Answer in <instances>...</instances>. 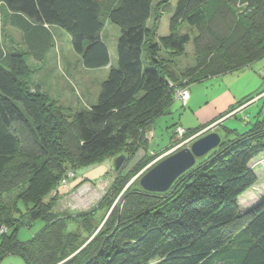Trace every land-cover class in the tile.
I'll return each mask as SVG.
<instances>
[{"label":"trees","instance_id":"trees-1","mask_svg":"<svg viewBox=\"0 0 264 264\" xmlns=\"http://www.w3.org/2000/svg\"><path fill=\"white\" fill-rule=\"evenodd\" d=\"M170 13L169 34L161 36V20ZM0 23L22 36L21 47L14 41L9 46L13 53L0 46V230L7 229L0 235V261L17 255L26 264H264V196L245 211L239 205L258 182L250 164L264 154L261 111L244 133L224 127L235 138L221 139L197 158L166 193L127 185L174 144L114 174L91 214L56 212V195L47 202L69 172L75 176L80 167L120 154L130 163L141 148L146 151V131L171 113L177 90H188L186 105L179 100L186 108L192 86L264 58V0H178L174 9L171 0H0ZM107 24L120 31L117 68L102 35ZM54 27L69 33L85 68L110 66L98 102L75 113L31 81L39 70L28 61L46 62L59 37ZM190 43L194 65L175 70ZM218 119L185 130L183 137ZM15 191V200L6 202ZM104 208L111 212L96 231L93 218ZM37 221L41 230L20 241V228Z\"/></svg>","mask_w":264,"mask_h":264},{"label":"rangeland","instance_id":"rangeland-1","mask_svg":"<svg viewBox=\"0 0 264 264\" xmlns=\"http://www.w3.org/2000/svg\"><path fill=\"white\" fill-rule=\"evenodd\" d=\"M159 1L160 0H155V3ZM176 3L177 0H171L173 8L176 6ZM171 16V13L164 15L160 23L159 35L166 36L169 34ZM5 27L6 28L0 23V46L4 45L10 53H13V49L9 46H11L12 41L20 42L21 35L16 30H13L10 25ZM51 31L53 33L57 32L54 29H51ZM186 31L187 28L183 30V32ZM61 34L62 36L54 37L53 48L44 64H38L32 59L28 61L31 67H37L39 70V72L32 77L31 81L34 85L39 86L41 91L46 92L51 99L64 107L67 112L75 113L89 108L98 102L101 85L109 76L110 66L101 69L85 68L80 55H78L72 47L69 33L61 30ZM119 34L120 31L118 27L112 24H107L102 34L109 49L111 65L115 68L118 67L116 43ZM193 48V44L190 43L187 45V55L176 61L174 64L175 70H184L194 65L195 60L194 55H192L194 52ZM262 74H264V58L253 63L246 69L233 74H227L222 79L219 78L211 82L194 85V90L191 89V93H193L194 96H198L200 101H207V99H210L211 103L208 106H198L194 109L188 108L189 117L187 120L193 119L196 122L195 127L198 128L206 125L207 122L213 119V117L211 118V111L213 109H222L226 107L224 110V113H226V111L230 110L237 102L254 97L258 93L263 92L264 78ZM260 96L263 100H261L257 109L253 106L250 110L240 114L237 118L233 117L227 120L223 123L222 127L236 130L237 133L248 131L250 125L256 121V115L264 108V93ZM215 100H217V103ZM185 110L186 108L182 107L181 102L175 100L171 113L156 120L155 124L146 131V138L149 140L147 150L145 151L141 148L130 163L126 161L122 169L123 171L121 170L123 173L129 172L141 159L151 158L157 155L155 154L156 152H162L171 144H174V146L162 156L160 155L152 159L141 172L131 179L127 187L133 184L132 186H134V188H139L142 176L166 158L169 153H175L190 147L198 140L197 138L200 136L199 133L190 138L182 137L179 139V137L176 136L173 140L172 136L174 129L179 124L186 126V120L183 119L182 122V116L186 113ZM218 115H220V112L217 116ZM247 116H252V118L246 121L245 117ZM178 128L185 130L180 126ZM208 132L204 133V136L205 134L207 135ZM219 133L222 139L235 138L234 134L228 136L223 128H219ZM111 165V160H105L93 166L78 168L75 176H73L74 174L72 171L69 172L68 182L64 183V186L60 185L59 191L54 192L47 199V202L56 195L58 199L55 207L56 212L74 216L85 213L91 214L94 210L99 208L100 202L104 199L113 185L114 172ZM250 166L257 175L258 182L252 189L240 197L239 205L241 211H245L258 204L264 196V154L253 160ZM82 181H84V183L81 184L80 188L73 192L71 188ZM17 194L18 191H15L11 196L6 195L4 200L11 203L15 200ZM21 206L23 207V204H21ZM110 212L111 210L109 211L105 208L102 210L100 209L99 213L93 218L92 224L97 228L96 231L103 226ZM42 227V221L34 222L30 227L23 226L19 230L18 239L23 242L31 240ZM1 240L0 238V244ZM0 264L26 263L20 256L8 255L0 261Z\"/></svg>","mask_w":264,"mask_h":264},{"label":"water","instance_id":"water-1","mask_svg":"<svg viewBox=\"0 0 264 264\" xmlns=\"http://www.w3.org/2000/svg\"><path fill=\"white\" fill-rule=\"evenodd\" d=\"M220 144L221 136L217 132H212L196 140L190 147L169 153L142 176L141 188L150 193L168 192L179 177L196 165L197 158L205 156ZM111 161L112 170L117 175L123 169L127 157L125 154H120Z\"/></svg>","mask_w":264,"mask_h":264},{"label":"crops","instance_id":"crops-1","mask_svg":"<svg viewBox=\"0 0 264 264\" xmlns=\"http://www.w3.org/2000/svg\"><path fill=\"white\" fill-rule=\"evenodd\" d=\"M178 1V0H177ZM177 4V3H176ZM173 6V5H172ZM175 8V7H174ZM173 8V9H174ZM172 14V13H171ZM10 25V24H9ZM11 27H12V25H10ZM13 28V27H12ZM52 28V27H51ZM54 30H56L57 31V34L59 35V36H62V34H61V30H59V29H57V28H53ZM13 30H16V29H14L13 28ZM55 35H56V33H54ZM20 35H21V33H20ZM19 43V47H21V44H22V36H21V41L20 42H18ZM191 89H193V86L189 89V91H190V99H189V102H188V106L186 107V110H185V114L182 116V122H183V119H185L186 120V126H184L183 124L181 125V124H179L178 126H180V127H183L185 130H188V129H193V128H196L195 127V121L192 119V120H187L188 119V117H189V111H188V108H191V109H194V108H197L198 106H203V105H205V106H208V105H210V103H211V100L210 99H207V101H200L199 99H198V96H194L193 95V93H191ZM194 90V89H193ZM263 97V96H262ZM261 100H263V98L261 99V96H258V97H256L253 101H251V102H249V103H247V104H245V105H242V106H237L236 107V109L233 111V112H231L230 114H228L227 116H225V117H223V118H219V116L221 115V114H223L224 113V110L226 109V107L225 108H222V109H218V108H215V109H213L212 111H211V113H212V115H211V118L213 117V119L210 121V122H207L206 124H209V123H211V122H213L214 120H216V119H218L215 123H213V124H211V125H209L207 128H205L204 130H202L200 133H199V135H204V133H206V132H208V133H211V132H217L219 135H220V133H219V128H224V127H222V125H223V123H225L227 120H230L231 118H233V117H235V118H237L238 116H240V114H242V113H245V112H247L248 110H250L253 106H255L256 107V109H257V107L259 106V104H260V102H261ZM215 102L217 103V100H215ZM190 106V107H189ZM220 112V115H218L217 116V114ZM227 112V111H226ZM261 112L262 113H264V108L261 110ZM246 118V121H249V119H251L252 118V116H248V117H245ZM245 121V120H244ZM198 124V123H197ZM247 129V128H246ZM233 130V129H232ZM204 131H206V132H204ZM207 133V134H208ZM206 135V134H205ZM221 136V135H220ZM229 136V135H228ZM235 136V135H234ZM221 139H222V137H221ZM227 139V138H226ZM225 138L224 139H222V140H226Z\"/></svg>","mask_w":264,"mask_h":264},{"label":"built area","instance_id":"built-area-1","mask_svg":"<svg viewBox=\"0 0 264 264\" xmlns=\"http://www.w3.org/2000/svg\"><path fill=\"white\" fill-rule=\"evenodd\" d=\"M175 96L177 99L181 100L184 105H186L189 98V92L187 89L177 90ZM176 132L179 139H181L185 133V130H183L182 128H177ZM6 231L7 229L5 227H2L0 230V235L4 234Z\"/></svg>","mask_w":264,"mask_h":264}]
</instances>
